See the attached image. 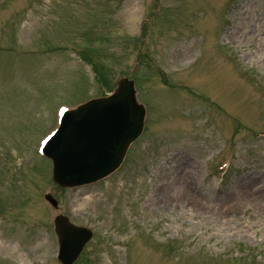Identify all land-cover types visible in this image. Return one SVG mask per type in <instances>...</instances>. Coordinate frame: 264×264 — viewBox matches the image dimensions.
Listing matches in <instances>:
<instances>
[{"label":"rangeland","instance_id":"rangeland-1","mask_svg":"<svg viewBox=\"0 0 264 264\" xmlns=\"http://www.w3.org/2000/svg\"><path fill=\"white\" fill-rule=\"evenodd\" d=\"M121 77L141 138L59 188L44 139ZM59 214L93 231L74 264H264V0H0V264H60Z\"/></svg>","mask_w":264,"mask_h":264},{"label":"water","instance_id":"water-1","mask_svg":"<svg viewBox=\"0 0 264 264\" xmlns=\"http://www.w3.org/2000/svg\"><path fill=\"white\" fill-rule=\"evenodd\" d=\"M143 119L144 109L136 102L134 84L126 79L118 83L111 96L66 113L43 151L53 161V180L61 187H76L109 175L120 165L129 144L140 135ZM46 199L56 206L51 197ZM54 223L58 258L63 264H72L92 234L72 226L62 216Z\"/></svg>","mask_w":264,"mask_h":264},{"label":"bare ground","instance_id":"bare-ground-1","mask_svg":"<svg viewBox=\"0 0 264 264\" xmlns=\"http://www.w3.org/2000/svg\"><path fill=\"white\" fill-rule=\"evenodd\" d=\"M180 190L183 193H188L193 195L192 190L190 189V183L188 180H184L181 184H180ZM0 250L8 252L11 255H15V248L12 245L9 246H3L2 243H0ZM19 258L22 259V256L19 255Z\"/></svg>","mask_w":264,"mask_h":264}]
</instances>
